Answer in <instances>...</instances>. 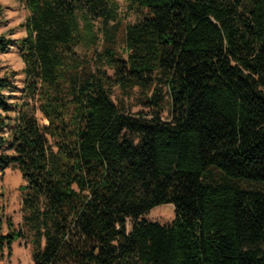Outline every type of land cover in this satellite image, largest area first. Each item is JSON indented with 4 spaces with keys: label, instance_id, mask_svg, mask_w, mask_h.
<instances>
[{
    "label": "trees",
    "instance_id": "obj_1",
    "mask_svg": "<svg viewBox=\"0 0 264 264\" xmlns=\"http://www.w3.org/2000/svg\"><path fill=\"white\" fill-rule=\"evenodd\" d=\"M21 1L0 174L21 172L22 224L0 194V264L18 240L34 264H264V0H127L122 50L116 0ZM168 204L170 224L145 218Z\"/></svg>",
    "mask_w": 264,
    "mask_h": 264
},
{
    "label": "rangeland",
    "instance_id": "obj_2",
    "mask_svg": "<svg viewBox=\"0 0 264 264\" xmlns=\"http://www.w3.org/2000/svg\"><path fill=\"white\" fill-rule=\"evenodd\" d=\"M119 5V31L116 36V48L118 50L123 49L122 30L128 23H133L137 20V17L133 15L129 8L127 0H116ZM0 7L2 10V17L0 20V35L7 33L8 37L14 39L8 50L5 53L0 54V78L6 76H14L12 78L15 89L6 90L5 95L9 96L11 102L16 101L22 96V90L24 87V63L20 56L21 49L18 46L17 40L26 36V30L22 28V24L27 17V10L24 3L21 0H0ZM10 30H13L10 33ZM14 73V74H13ZM112 74V72H111ZM113 100L115 103L124 108L127 113L137 114L143 110L140 104V95L137 91H134L130 95H124L118 88H114ZM39 122L42 126L47 124V121L43 118L40 112L36 113ZM0 116H5V113L0 110ZM164 120H170L168 112L163 114ZM7 134L8 129L4 128ZM24 185V181L18 167H12L6 170L4 174H0V194H2L4 212L7 218H11L16 227H20L22 224V193L20 187ZM148 221L159 222L162 225L170 224L175 219L174 206L171 204L163 205L153 209L146 217ZM128 228L131 229L130 224ZM9 231L7 225H5L4 232L7 234ZM6 258L2 264H34L32 260V245L27 240H18L13 244L12 255L5 252Z\"/></svg>",
    "mask_w": 264,
    "mask_h": 264
}]
</instances>
